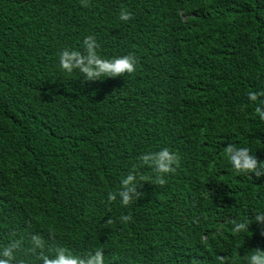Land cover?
I'll list each match as a JSON object with an SVG mask.
<instances>
[{
	"label": "trees",
	"instance_id": "obj_1",
	"mask_svg": "<svg viewBox=\"0 0 264 264\" xmlns=\"http://www.w3.org/2000/svg\"><path fill=\"white\" fill-rule=\"evenodd\" d=\"M88 34L135 71L62 73L58 49ZM249 90L264 92V0H0V246L20 241L16 264L57 246L102 248L105 264H245L264 225L232 222L264 211V174L235 173L223 148L264 159ZM161 147L179 154L164 184L141 160ZM129 171L144 177L135 199L109 201Z\"/></svg>",
	"mask_w": 264,
	"mask_h": 264
},
{
	"label": "clouds",
	"instance_id": "obj_2",
	"mask_svg": "<svg viewBox=\"0 0 264 264\" xmlns=\"http://www.w3.org/2000/svg\"><path fill=\"white\" fill-rule=\"evenodd\" d=\"M132 13L126 8H121L119 18L127 21ZM81 47L84 49L81 51ZM99 43L93 34L84 36L80 47L63 46L57 51L59 69L62 73H73L78 68L80 72L86 74L87 78H97L102 76H115L117 74L132 73L136 69V57L132 54L116 55L105 57L98 51ZM248 101L254 105L255 112L261 120H264V92L249 90L247 92ZM223 152L232 170L241 175L255 174L259 177L264 174V159H260L249 146L229 142L224 145ZM141 160L147 164L154 174V182L159 184L166 183V174L174 172L179 162V154L169 147H161L155 151L144 152ZM144 180V177L138 175L137 171H129L121 178L117 191H109L107 199L109 201H119L121 205L127 206L135 199L137 195V184ZM119 193V198L117 196ZM123 221H128L129 216H122ZM253 221L261 222L264 225V211L257 212L250 221H233L232 231L240 233L250 230L249 224ZM20 246L19 240H14L7 245L0 246V264H16V251ZM45 248V241L38 233L31 236L30 251L36 253L38 249ZM247 255L244 256L245 264H264V248L252 247ZM53 254L40 252L41 264H105L104 252L102 248L90 250L86 255L77 254L65 246H57L52 249ZM19 264H25V261H19Z\"/></svg>",
	"mask_w": 264,
	"mask_h": 264
}]
</instances>
